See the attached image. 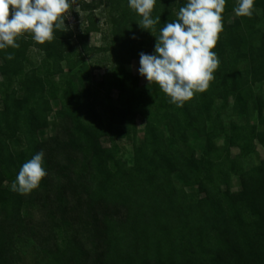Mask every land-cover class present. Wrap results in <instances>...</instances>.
Wrapping results in <instances>:
<instances>
[{"label":"trees","instance_id":"16d2710c","mask_svg":"<svg viewBox=\"0 0 264 264\" xmlns=\"http://www.w3.org/2000/svg\"><path fill=\"white\" fill-rule=\"evenodd\" d=\"M185 2L157 0L153 16H160L161 23L151 36L138 27L140 17L127 0H75L73 8L88 13L83 32L74 33L66 20L68 30L56 31L50 43L38 45L26 34L19 38L18 49L0 51V185H13L22 165L40 151L47 172L30 194L0 188V210L11 211L9 223H0V264H9L5 228H25L31 210L42 215L38 238L49 248L51 264H88L81 258L91 253L94 264H264V166L244 171L230 159L227 146L218 153L214 145L220 136L226 145L233 142L238 159L250 154L254 143L264 148V108L252 90L264 79V30L257 28L264 20V0H256L251 19L232 18L237 0H227L224 30L214 49L220 61L215 79L183 108L170 104L157 85H140L137 77L116 68L100 83L80 76L56 80L68 62L65 42L76 53L81 49L82 58L99 51L85 44L99 30L93 11L104 10L111 35L102 52L129 64L139 61L140 53L153 54L160 29L176 20ZM32 48L42 54L34 67L27 58ZM8 53L13 59L5 58ZM91 68H100V63L93 62ZM83 85L87 92L80 93ZM115 85L122 108L112 107L107 99ZM229 100L247 121L255 115L263 131L254 125L247 130L232 125L228 133L221 125L209 130ZM53 102H60V108L51 122ZM137 116L146 124L141 152L128 169L117 158L115 142L129 136ZM48 129L56 130L54 145L38 137ZM190 133L203 142L199 157L177 150ZM105 138L110 147L97 150L94 140ZM225 167L240 179L239 193L214 187L213 172L224 183ZM174 177L197 187L204 202L176 213L181 200Z\"/></svg>","mask_w":264,"mask_h":264},{"label":"clouds","instance_id":"9594fccd","mask_svg":"<svg viewBox=\"0 0 264 264\" xmlns=\"http://www.w3.org/2000/svg\"><path fill=\"white\" fill-rule=\"evenodd\" d=\"M179 2V0H177ZM227 0H186L177 18L160 29L153 54L140 53L138 75L166 95L170 104L183 108L198 93L208 90L220 61L214 51L223 32ZM75 0H0V51L18 49L19 38L30 35L38 45L50 43L56 31L66 32ZM140 17L138 27L151 36L161 23L153 16L157 0H127ZM256 0H237L234 14L251 19ZM11 9V18L9 19ZM13 59L8 53L5 57ZM47 176L44 152L36 153L20 168L13 190L21 195L39 188Z\"/></svg>","mask_w":264,"mask_h":264},{"label":"rangeland","instance_id":"374dc122","mask_svg":"<svg viewBox=\"0 0 264 264\" xmlns=\"http://www.w3.org/2000/svg\"><path fill=\"white\" fill-rule=\"evenodd\" d=\"M89 2V0H86ZM90 14V12H89ZM94 15L96 24H98V33H92L88 36L87 42L85 43L87 45L88 50H94L99 49L98 52L90 53L89 55L85 57H80V50H78L79 53H76L72 51L71 48H69V42H65L64 46L69 51L66 56L68 57V62L63 63V70L64 74L61 77L56 78V80L60 79H76L78 76L82 77L83 79L91 80L92 78L95 79L96 83H100L103 79V77L106 75V73L110 69H120L124 71L127 74H130L134 77H137L139 79V84L144 85L146 84V80L138 75V67H139V61L133 60L129 64H122L119 63L117 60H115L114 57H112L108 52H102L107 45H110V31L108 28V25L106 23V17L105 12L102 8L97 9L92 12ZM74 15H77V18L74 17ZM88 13L82 12L78 9V7H74L69 19L67 20L68 26L72 29V31L76 34L79 32H83V28L87 26L86 18ZM236 18L235 14H232V18ZM261 18V15L259 14V19ZM232 19H230L231 21ZM257 28L259 30H264V20H260L257 24ZM27 58L29 59L30 66H37L42 61V54L37 49H30L27 55ZM99 62L100 68L92 70L91 64L93 62ZM76 64V65H75ZM75 65L72 69H70V66ZM105 67H107L105 69ZM246 69V65L243 64L238 68L239 71L243 72ZM234 78V75H230V79ZM104 83V82H103ZM256 96L261 100L262 107L264 108V79L261 81V83H257L254 85L253 89ZM80 93L87 92V85H83L79 88ZM106 92V86L100 88L99 95L100 97H103V95ZM108 100H110V104L114 108H122L124 105V100L119 98V90L115 86H113L109 92V96L107 97ZM52 114L50 115V121L53 122L55 120V115L59 111L60 108V102H53L52 104ZM219 106V103L216 102L213 106L214 109H217ZM217 111V110H216ZM264 111V109H263ZM146 121L140 117L137 116L134 120V128L132 125H124L122 126L123 129L132 127L130 130V134L128 137L122 140H116L115 142V152H117V158L121 161V163L126 166L128 169H130L133 166L134 163V157L141 152V146H142V139L144 134ZM221 125L223 127L224 131L226 133L229 132L232 125L235 127L243 128L247 130L246 126H256V131L260 132L263 131L262 126L258 125L255 115L252 116V118H249L247 121L244 117L240 116L236 109L233 107V101L229 100L228 106L225 110L220 111L219 118H218V124L213 123L208 126L209 130H212L213 128H217ZM218 129V128H217ZM39 139L48 141L51 145H54L58 139H57V133L54 129H48L41 131L38 135ZM95 148L97 150L109 148V140L108 139H95L94 140ZM202 140H200L196 134L190 133L188 135V140L185 146H179L177 150L179 153H184L185 155H189L191 151H194L196 154V157H199L201 153V147H202ZM214 145L218 153H223L226 149L230 152V159L235 160L236 164L239 165L244 171L253 168V167H261L264 166V148H262L257 143H254L253 148L246 157L238 159L239 150L236 147V145L233 142H230L226 145V142L223 140V138L220 136V138L216 139L214 141ZM32 157H30L31 159ZM29 159V160H30ZM223 170L226 172L227 180L226 182L222 183L220 179L218 180L216 178L217 172H213V177H215L214 187H220V190L224 192H229L231 194L239 193L241 188V181L236 175H232L228 172V168L225 167ZM174 181V190L176 194L178 195V198L181 200L179 201L180 209H176V213H178L181 208L184 210L188 206L197 205V203H203L205 199V195H198V189L197 187H190L186 186L185 183H182L181 181L177 180L175 177L173 178ZM220 181V182H219ZM0 188H7L8 190H13V187L11 184L4 183L0 185ZM179 210V211H177ZM10 209L6 207L4 211L0 210V223L5 222L9 223L7 220L11 218L10 215ZM32 217L29 220H25V228L23 226L17 225L10 228L7 226L5 229V236H4V243H5V249L8 251L7 253V259L9 260V264H51V258L48 254V247H43L40 244V240L38 238V231H40L39 222L42 223V215L41 213L31 210L30 211ZM6 219V220H5ZM179 230V226H175ZM177 232V230H175ZM174 231L173 236L171 239H173L176 236V232ZM85 244H84V246ZM92 247L87 250V252H90ZM83 262L89 263L88 264H94V253H91L83 258H81ZM92 262V263H91Z\"/></svg>","mask_w":264,"mask_h":264}]
</instances>
